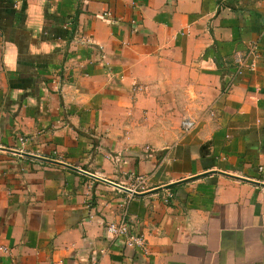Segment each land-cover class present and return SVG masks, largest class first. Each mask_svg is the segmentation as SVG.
I'll use <instances>...</instances> for the list:
<instances>
[{
    "label": "crops",
    "instance_id": "crops-1",
    "mask_svg": "<svg viewBox=\"0 0 264 264\" xmlns=\"http://www.w3.org/2000/svg\"><path fill=\"white\" fill-rule=\"evenodd\" d=\"M0 23V264H264V0H0Z\"/></svg>",
    "mask_w": 264,
    "mask_h": 264
},
{
    "label": "built area",
    "instance_id": "built-area-1",
    "mask_svg": "<svg viewBox=\"0 0 264 264\" xmlns=\"http://www.w3.org/2000/svg\"><path fill=\"white\" fill-rule=\"evenodd\" d=\"M259 56L258 44L253 43L248 52L237 51L234 54V60L238 67V72H242L245 67L254 69L256 67V61ZM194 122L190 119L183 121V127L186 130L193 128ZM107 231L113 239L120 237H126V244L128 246H135L147 250L145 236L142 233L134 232L131 227L124 221L110 222L107 225Z\"/></svg>",
    "mask_w": 264,
    "mask_h": 264
},
{
    "label": "trees",
    "instance_id": "trees-1",
    "mask_svg": "<svg viewBox=\"0 0 264 264\" xmlns=\"http://www.w3.org/2000/svg\"><path fill=\"white\" fill-rule=\"evenodd\" d=\"M2 25L4 26V24L0 23V26H1L2 28H4Z\"/></svg>",
    "mask_w": 264,
    "mask_h": 264
}]
</instances>
